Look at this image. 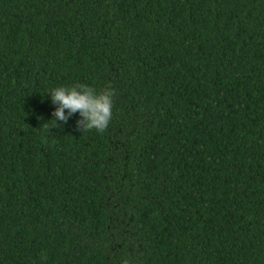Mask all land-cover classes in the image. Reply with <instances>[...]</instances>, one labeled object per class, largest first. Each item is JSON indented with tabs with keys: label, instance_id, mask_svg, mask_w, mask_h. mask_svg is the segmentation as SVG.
Here are the masks:
<instances>
[{
	"label": "trees",
	"instance_id": "1",
	"mask_svg": "<svg viewBox=\"0 0 264 264\" xmlns=\"http://www.w3.org/2000/svg\"><path fill=\"white\" fill-rule=\"evenodd\" d=\"M0 264H264V0H0Z\"/></svg>",
	"mask_w": 264,
	"mask_h": 264
},
{
	"label": "clouds",
	"instance_id": "2",
	"mask_svg": "<svg viewBox=\"0 0 264 264\" xmlns=\"http://www.w3.org/2000/svg\"><path fill=\"white\" fill-rule=\"evenodd\" d=\"M45 94L54 105L51 119L66 122L73 114H78L77 127L82 130L102 131L109 123L113 108V91L104 87L97 89L81 83L57 85Z\"/></svg>",
	"mask_w": 264,
	"mask_h": 264
}]
</instances>
